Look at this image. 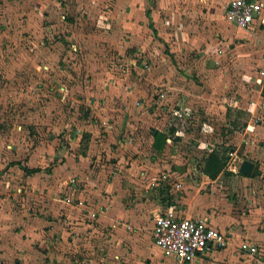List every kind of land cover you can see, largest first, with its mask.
<instances>
[{
  "label": "crops",
  "instance_id": "obj_1",
  "mask_svg": "<svg viewBox=\"0 0 264 264\" xmlns=\"http://www.w3.org/2000/svg\"><path fill=\"white\" fill-rule=\"evenodd\" d=\"M61 2L57 1L58 6L49 12L62 16L71 29L74 27L69 34L71 40L75 38L76 43L88 47L94 35H87L85 30L95 26L105 29L106 37L105 44L99 43V57L93 53L84 55L82 65L90 79L89 85L82 87L84 98L79 99L75 92L71 96L73 103H83L89 115L80 117V108L75 105L59 111L50 120L54 126L51 143L35 145L22 164L41 168L37 164L39 156L46 150L52 155L51 193L56 217L46 223L48 231L40 232L36 263L156 264L151 254L155 247L174 264H261L264 66L254 72L243 69L245 83L236 82L238 88L232 84L233 73L228 67H234L230 62L235 61L236 39L238 45L256 43L258 49H264V8L252 26L245 29L227 17L229 0ZM21 5L26 18L12 20L8 6L3 8L0 22V78L9 79L0 89L3 94L11 92L12 86L7 84L28 61L25 53L22 59L5 54L12 42L11 31L43 28V17L37 11L43 7ZM79 30L83 31L80 36ZM102 47L114 49L115 53L105 52ZM111 56L124 63H112ZM15 60L18 66L13 67ZM222 61L229 65L218 67ZM245 61L261 65L264 56ZM39 62L36 71L39 67L42 72ZM231 108L244 114L243 128H232L234 134H227L239 158L238 172L225 168L218 177L211 178L203 172L204 163L181 164L177 144L189 141L198 146L200 142L198 149H204L203 154L215 147L207 142V148L201 146L208 133L196 129L195 123L207 126L210 121L212 129L214 124L228 125L230 121L226 124L220 119ZM28 120L36 124L49 122L44 115ZM104 121L108 123L103 126ZM84 136L88 144L79 151ZM9 147L3 155H9ZM44 159L47 161L46 156ZM244 159L255 164L251 175L239 170ZM39 172L26 174L32 178ZM171 179L176 187L167 190L161 184ZM37 188L41 186H33L34 192ZM169 206L188 217L205 218L209 225L228 235V244L211 247L187 263L166 256L155 244L152 230L154 216ZM92 212L97 213L96 218ZM25 228L29 231V226ZM4 233L2 229L0 234ZM244 242L259 246L261 254L253 256L243 250Z\"/></svg>",
  "mask_w": 264,
  "mask_h": 264
},
{
  "label": "rangeland",
  "instance_id": "obj_2",
  "mask_svg": "<svg viewBox=\"0 0 264 264\" xmlns=\"http://www.w3.org/2000/svg\"><path fill=\"white\" fill-rule=\"evenodd\" d=\"M57 1L59 4L62 3L61 1L67 2V0H44L43 3L36 0H0V22L3 21V8L7 9L8 6L11 7L12 20H22L27 17L26 13H23L22 3L25 4L24 7H43L37 10L43 17V28L36 29V32L19 28L12 30V42L7 46L9 50L5 52V54L10 53L14 58L20 56L21 59L25 53L28 61L24 62L27 66L19 72L17 71V75L12 77L11 84H7L12 86L11 92L3 94L4 92L0 90V161L3 162L2 165L0 164V231L5 229L4 235L0 234V264H37L35 255L39 251L37 249L39 244H41L40 232L48 231L49 227L46 223L50 218L56 217L53 194L51 193L54 182L52 180V155L46 150L39 156L41 159L37 164L42 166L43 170L42 172L38 171L39 173L32 178L27 176L22 164L26 161L25 156L32 152L35 145L41 143L43 146V144L51 143L50 135L54 131V126L50 120L55 118L59 111L62 112V109L67 110L66 107L75 105L76 108H80V117L89 115L83 103H73L71 96L75 92V96H78L79 99L84 98L83 86H88L90 81L87 78V71L82 65L85 59L84 55L93 53L94 56L99 57V43L105 42V29L98 26L85 30L87 35H94L93 40L91 39L92 43L88 47H85L83 43H76L75 38L71 40L69 34L74 31V27L71 29V26L64 24L65 19L62 16L56 17L49 12V10L53 12V8L58 6ZM82 23L85 24L83 18ZM81 33L83 34V31ZM81 33L79 30L78 35L80 36ZM238 40L236 39V44H234V47L237 48L233 56L235 61L230 62L234 67H228L232 70V84L236 88L239 86L236 82L245 83L241 73L243 69H250L254 72L264 66V64L259 65L256 61L251 64H247L245 61L246 58L256 59L259 55L264 56V49H258L256 43L255 45H238ZM228 47L231 48L232 45L230 44ZM20 50L22 51L21 55ZM103 50L115 53L114 49ZM225 50L228 51L227 48ZM112 56L110 58L112 63L120 62L119 65L124 63L113 59ZM37 60L40 61L38 64L42 65V72L39 67L37 69L40 73L36 71ZM18 62L17 60L12 61L13 67L18 66ZM127 64L129 63L127 62ZM226 65H229L228 62L222 61L218 67ZM6 81L9 79L0 78V89L3 88ZM232 91L231 89L229 92L232 93ZM23 105L26 107L22 108ZM43 115L47 116L49 122L36 124L34 121L28 120L43 117ZM221 115L224 117L220 119V122L224 120L223 122L227 124L230 121V126H228L229 123L228 125H218V127L214 124L212 129L208 126L210 121L207 122V126L205 123L199 122H196L197 125L194 126L197 127L196 129H204L208 133V138H205L201 146L207 148L206 142L213 143L221 153L227 154V170L232 171L230 169L232 168L238 172L239 158L232 151V147L235 145L232 142L229 143L227 134L230 133V136L234 134L232 128L238 131L243 128L244 114L233 111L231 108ZM226 117L229 119L227 120ZM197 118L200 119V117ZM102 124L106 125L105 121ZM85 138L84 136L81 139L77 150L81 151L86 148L88 142ZM7 144H10V147ZM199 145L189 141L177 144L176 153L181 157L179 162L187 166L202 165V158L207 156V152L212 149H208L203 154L204 149H198ZM8 147L10 148L9 155H3L4 150L7 151ZM170 147L172 149V143ZM45 156L47 161L44 159ZM170 159L173 161V158L170 157ZM101 160L103 159L101 158ZM38 185L41 188L35 189L34 192L33 186ZM161 185L167 190L169 187H176L174 179ZM30 187H32L31 191ZM27 226H29V231L25 228ZM151 254L156 259V264H174L172 259L161 253L160 249L154 247Z\"/></svg>",
  "mask_w": 264,
  "mask_h": 264
},
{
  "label": "built area",
  "instance_id": "obj_3",
  "mask_svg": "<svg viewBox=\"0 0 264 264\" xmlns=\"http://www.w3.org/2000/svg\"><path fill=\"white\" fill-rule=\"evenodd\" d=\"M263 8L264 0H229L226 13L230 21L249 29ZM261 73L264 74V69ZM96 215V212H92V217ZM154 220L152 235L155 244L166 256L180 263L193 261L211 247L222 248L228 244V235L209 225L205 218L188 217L172 206L161 210L154 216ZM241 248L253 256L261 254L259 246L254 244L244 242ZM260 260L264 264V257Z\"/></svg>",
  "mask_w": 264,
  "mask_h": 264
},
{
  "label": "trees",
  "instance_id": "obj_4",
  "mask_svg": "<svg viewBox=\"0 0 264 264\" xmlns=\"http://www.w3.org/2000/svg\"><path fill=\"white\" fill-rule=\"evenodd\" d=\"M262 95L264 97V82H263ZM159 135L161 136V140L162 139L164 140V134L161 133ZM207 153H208L207 156L204 157L203 172L208 176H210L211 178H216L219 176V174L225 171L228 156L227 154L221 153L216 147ZM23 168L27 174H32L40 171L39 167L30 168L27 166H23Z\"/></svg>",
  "mask_w": 264,
  "mask_h": 264
},
{
  "label": "water",
  "instance_id": "obj_5",
  "mask_svg": "<svg viewBox=\"0 0 264 264\" xmlns=\"http://www.w3.org/2000/svg\"><path fill=\"white\" fill-rule=\"evenodd\" d=\"M255 164L254 162L248 160V159H244L240 165V172L247 174V175H251L253 173Z\"/></svg>",
  "mask_w": 264,
  "mask_h": 264
}]
</instances>
